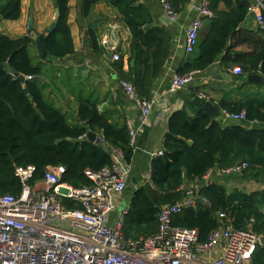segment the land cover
I'll list each match as a JSON object with an SVG mask.
<instances>
[{
    "label": "trees",
    "instance_id": "1",
    "mask_svg": "<svg viewBox=\"0 0 264 264\" xmlns=\"http://www.w3.org/2000/svg\"><path fill=\"white\" fill-rule=\"evenodd\" d=\"M68 1L56 0V24L51 32L45 31L48 59H62L74 52L67 22ZM100 1L81 0V16L86 17ZM107 1L120 12L130 30L127 59L134 61L128 72L123 71L122 57L113 62V67L122 79H130L138 98L148 99L152 81L159 76L167 60L170 37L163 27L153 23L140 0ZM167 1L178 13L188 0ZM251 1L209 0L213 16L203 23L194 51L178 65L175 73L203 71L219 61L224 67L238 65L245 75H264V30L242 27ZM20 14L21 0H0V22L17 20ZM262 15L264 19L263 10ZM147 25L150 28L144 29ZM88 35L93 48H97L90 28ZM31 43L30 32L18 38L0 33V64L7 63L10 67L9 71L0 70V194L20 192L22 184L15 169L27 166L35 167L28 180L31 185L43 179L47 166L62 165L65 168L62 183L74 188L89 186L91 181L85 170L98 171L110 165L112 157L103 144L82 138L88 131L102 134L106 145L120 151L123 162L129 165L136 147L130 145L125 125L116 126L99 112L94 102L82 99L77 113L88 128L71 126L59 110L45 102L40 87L32 80L41 74L42 68L31 60L28 51ZM241 46L245 49H239ZM14 74L32 76V79L21 84ZM189 104L196 106L193 100ZM215 105L228 112L244 109L246 119L240 123L211 121L199 106L190 114L188 104L173 110L163 136L162 155L151 159L148 179L131 192L123 215L125 240L138 241L154 235L161 206L181 201L187 186L195 181L198 195L206 198L209 206L198 203L194 208H183L172 215V226L196 229L198 240L203 242L219 226L217 214L224 212L226 224L242 229L253 219V231L264 235V96H247L237 101L221 99ZM253 121L258 127L249 126ZM147 133L148 127H144L140 141L146 139ZM237 164H246L240 175L222 173ZM213 169L220 170L223 178L262 187L246 191L235 186L227 190L224 183L204 179ZM62 200L69 208H80L77 201ZM251 264H264V246L257 245Z\"/></svg>",
    "mask_w": 264,
    "mask_h": 264
},
{
    "label": "built area",
    "instance_id": "2",
    "mask_svg": "<svg viewBox=\"0 0 264 264\" xmlns=\"http://www.w3.org/2000/svg\"><path fill=\"white\" fill-rule=\"evenodd\" d=\"M159 1L166 20L176 21L178 13L170 2ZM191 9L193 16L184 34L185 54L194 51L203 22L213 16L209 0H198ZM262 10L261 0L248 7L257 27L264 30ZM101 43L106 44V39ZM113 59L118 60L119 56L114 54ZM196 72L172 74L170 89L176 91L190 85ZM231 72L242 74L238 65ZM119 85L139 109L136 120L128 118L125 122L130 145L136 147L137 136L149 125L156 101L138 98L134 87L124 80ZM198 99L208 100V97L200 92ZM220 111L229 120L246 119L244 109ZM252 123L257 124L253 121L249 126ZM95 141L104 145L112 162L98 171L85 170L91 181L89 186L74 188L62 183L65 172L62 165L47 166L43 179L31 185L28 180L35 167H16L15 175L22 184L20 192L0 194V264H251L261 236L252 229L253 219L245 228L236 229L226 224V214L219 212V226L203 242L198 240L196 229L171 225L172 215L183 208H194L198 203L209 206L207 199L198 195L197 185L185 189L181 201L161 206L154 235L138 241L125 240L122 226L127 209L113 219L111 214L116 197L127 187L128 165L123 162L122 153L108 147L103 137H96ZM162 153L160 150L155 155ZM245 166L237 164L222 173L228 174L233 168L240 172ZM63 198L77 201L80 208L67 207Z\"/></svg>",
    "mask_w": 264,
    "mask_h": 264
},
{
    "label": "crops",
    "instance_id": "3",
    "mask_svg": "<svg viewBox=\"0 0 264 264\" xmlns=\"http://www.w3.org/2000/svg\"><path fill=\"white\" fill-rule=\"evenodd\" d=\"M197 1H186L177 14V20L169 23L159 0H140L148 9L153 23L163 27L170 37L169 53L159 76L152 81L149 98L156 102L149 115L147 137L140 141L141 134L137 136L136 151L128 165L127 187L116 197L112 219L120 211L127 209L132 190L148 179L150 161L156 152L162 150L168 117L173 110L188 104L189 113L193 114L197 105L191 106L189 101L198 98L200 92L206 94L212 103L221 99L237 101L247 96H264L262 94L264 86L247 83L245 74L237 75L231 72L234 65L224 67L219 61H215L203 71H197L190 85L176 91L170 89L171 75L189 55L184 52V34L193 16L191 5ZM261 1L264 4V0ZM80 4L81 0L68 1L67 22L74 48L72 54L62 59L41 60L34 43L29 45L28 51L29 53L31 51L29 55L33 64L42 68L41 74L32 80L40 87L45 102L59 110L69 125H81L77 110L80 100L85 99L94 102L99 112L116 126H123L128 118L136 120L139 117V109L119 85L120 80L131 84L130 79H122V75L113 67V62L117 60L113 57L110 60L107 56L109 52L115 51L114 54L122 57L123 71H129V67L134 64L133 61L131 65L132 60L129 62L127 59L131 40L130 30L120 12L107 0L95 4L86 17L80 14ZM220 8L224 6L220 5ZM53 17L54 7L52 2L50 5L49 0H21L20 17L17 20H2L0 33L10 38H18L26 35L29 27L33 32L45 33L46 26ZM205 22L207 21L203 23ZM242 27L257 29L250 13L247 14ZM89 28L96 37L97 48L91 45ZM102 39H106V44L101 43ZM239 49L245 48L241 46ZM33 54L35 59L32 58ZM223 175L220 170L213 169L207 172L204 179L211 183L223 184ZM194 185L198 187V182L190 183L187 188Z\"/></svg>",
    "mask_w": 264,
    "mask_h": 264
},
{
    "label": "water",
    "instance_id": "4",
    "mask_svg": "<svg viewBox=\"0 0 264 264\" xmlns=\"http://www.w3.org/2000/svg\"><path fill=\"white\" fill-rule=\"evenodd\" d=\"M52 5L54 7V17L53 19L50 21V23L46 26V32H51L56 24L57 21V17H58V9H57V3L56 0H52ZM150 26L147 25L144 27V29H149ZM47 33H34L33 31H30V35L33 39V43L37 52L38 57L41 60H45L48 53L47 50L45 48V44H44V40L46 37ZM259 35H261L259 33ZM115 51H111L108 53V59H112L113 54ZM133 64V60L131 61V65ZM10 67L7 63L4 64H0V70H4V71H9ZM15 75V79L20 82L21 84H25L27 81L26 76L22 75V74H14ZM246 82L249 84H254V85H262L264 86V75L257 73V74H249L246 75ZM24 92L27 94V88L24 87L23 88ZM30 102L32 101L31 99H29ZM195 104L199 107H201V109L203 110V112L210 118L211 121H218V120H222V115H221V111L219 109L218 106H216L214 103H212L209 100H201V99H194ZM35 110H37L36 107H34ZM81 126L88 128L87 127V123L84 121H79ZM223 122H235V123H239V121H234V120H229V119H223ZM250 127H258V124L256 123H252L250 125ZM102 135V134H100ZM97 137V134L91 131H88L86 133L85 136H83L82 138L84 140H89L91 142H95ZM232 172L235 174L240 175V172L236 171L235 168L232 169ZM260 245L264 246V235L260 236Z\"/></svg>",
    "mask_w": 264,
    "mask_h": 264
},
{
    "label": "rangeland",
    "instance_id": "5",
    "mask_svg": "<svg viewBox=\"0 0 264 264\" xmlns=\"http://www.w3.org/2000/svg\"><path fill=\"white\" fill-rule=\"evenodd\" d=\"M51 2H52V0L50 1L49 0V3H50V5H51ZM30 31H32V28H30L29 29ZM28 30V33L30 32ZM34 33H36V32H34ZM30 53H31V51H30ZM29 53V54H30ZM32 58L33 59H35L36 57L34 56V54L32 55ZM257 86H259V85H257ZM263 95H264V93H262ZM223 118V117H222ZM223 119H225V118H223ZM222 119V120H223ZM240 122H242V121H239V123ZM222 178V177H221ZM222 182L225 184V186H226V189L227 190H231L233 187H235V186H237L238 188H241V189H244V190H246V191H249V190H251V189H255V188H261L262 187V185H257V184H255V183H253V184H251V185H249V184H241L240 182H238L237 180H234V179H231V178H222Z\"/></svg>",
    "mask_w": 264,
    "mask_h": 264
}]
</instances>
